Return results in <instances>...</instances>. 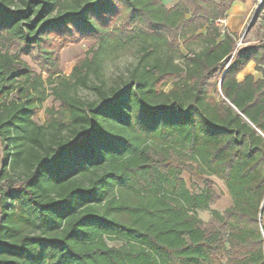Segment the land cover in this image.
<instances>
[{
	"label": "trees",
	"instance_id": "trees-1",
	"mask_svg": "<svg viewBox=\"0 0 264 264\" xmlns=\"http://www.w3.org/2000/svg\"><path fill=\"white\" fill-rule=\"evenodd\" d=\"M235 1L0 0V264H264V40L233 54ZM64 32L96 43L68 77ZM211 176L231 205L205 224Z\"/></svg>",
	"mask_w": 264,
	"mask_h": 264
},
{
	"label": "rangeland",
	"instance_id": "rangeland-1",
	"mask_svg": "<svg viewBox=\"0 0 264 264\" xmlns=\"http://www.w3.org/2000/svg\"><path fill=\"white\" fill-rule=\"evenodd\" d=\"M162 2L167 8H170L176 5L178 3V0H162ZM261 2V0H247L245 4L244 1L245 11L244 13H241L237 18L239 19V26L236 29H231L233 30V32L229 30L231 26L228 22L221 21L218 23V26L222 31L227 29L235 36L236 45L233 54L237 53L243 48L257 45L260 41L264 40V1L262 3ZM50 38L51 39L48 42V49L54 50L58 53L59 74L61 77H68L75 63L83 59L89 49L96 46L95 41L92 39L71 37L66 32L52 34L50 35ZM192 47L197 51L200 49L201 45L194 44ZM133 51L134 50L132 49V47H126L125 50H122V52L119 54L118 58L108 64V68L106 71V78L108 80H113L121 72H123L130 63L134 61ZM182 51L185 55L188 54L187 51L183 49ZM21 59L31 68L33 73L40 75L43 79H46L48 77L47 73L42 69V66L37 60L38 58L22 56ZM250 66V68H246V71L243 74H246L249 70L251 72H254L253 65ZM45 88L47 98L42 104V107L40 108L37 117L35 118V121L38 124H42L44 122V110L51 106L57 105L53 97L50 95L51 86L49 84H46ZM162 88L164 91H168L171 88V84H168ZM211 94L216 99L222 98L220 87L218 83H216V81L211 88ZM81 95L85 97L87 96L86 93H82ZM182 177L185 180L188 188L192 190H200L201 188H203V183L200 180L190 177L186 173H183ZM207 180L208 185L212 188L213 191V201L210 206V210L198 212V217L201 218V220L205 224H208L210 222L211 211H217L221 213L231 205L227 189L224 186L223 182L213 176L207 177ZM13 184L14 187H18L21 184V181L15 178L13 179ZM108 245H118V243L108 241Z\"/></svg>",
	"mask_w": 264,
	"mask_h": 264
},
{
	"label": "crops",
	"instance_id": "crops-1",
	"mask_svg": "<svg viewBox=\"0 0 264 264\" xmlns=\"http://www.w3.org/2000/svg\"><path fill=\"white\" fill-rule=\"evenodd\" d=\"M246 1L247 0H245V4H246ZM245 4H244V2H241V1H235L232 3L230 9L227 11L226 18L223 21L228 22L230 24L231 27L229 28V30L236 29L239 26V24H238L239 19H237V18L239 17V15L241 13H244V11H245L244 5ZM231 31L233 32V30H231ZM250 65H253L254 72H251L249 70L246 74H243L246 71V68L248 69L251 67ZM246 75H252V76H254L255 79L261 78V74L255 70V64L253 62L248 63L246 65V67L237 75V80L242 81Z\"/></svg>",
	"mask_w": 264,
	"mask_h": 264
},
{
	"label": "water",
	"instance_id": "water-1",
	"mask_svg": "<svg viewBox=\"0 0 264 264\" xmlns=\"http://www.w3.org/2000/svg\"><path fill=\"white\" fill-rule=\"evenodd\" d=\"M261 1L263 2L264 0H261ZM262 2H261V3H262ZM261 3H260V4H261ZM251 20H252V19H251ZM250 23H251V21H250ZM250 23H249V25H250Z\"/></svg>",
	"mask_w": 264,
	"mask_h": 264
}]
</instances>
